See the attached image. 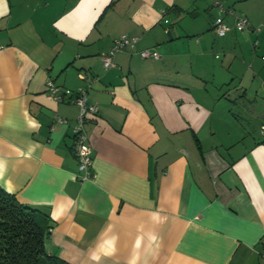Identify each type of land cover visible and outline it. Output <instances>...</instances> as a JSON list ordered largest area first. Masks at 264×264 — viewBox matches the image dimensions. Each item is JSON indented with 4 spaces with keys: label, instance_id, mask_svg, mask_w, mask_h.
Listing matches in <instances>:
<instances>
[{
    "label": "crops",
    "instance_id": "0c3cea01",
    "mask_svg": "<svg viewBox=\"0 0 264 264\" xmlns=\"http://www.w3.org/2000/svg\"><path fill=\"white\" fill-rule=\"evenodd\" d=\"M219 1L221 36L209 0H0V187L49 214L48 254L264 264V0ZM236 11L261 30L234 29ZM121 34L137 43L105 68ZM49 78L98 107L91 178L78 106L48 97Z\"/></svg>",
    "mask_w": 264,
    "mask_h": 264
},
{
    "label": "built area",
    "instance_id": "2783aa9c",
    "mask_svg": "<svg viewBox=\"0 0 264 264\" xmlns=\"http://www.w3.org/2000/svg\"><path fill=\"white\" fill-rule=\"evenodd\" d=\"M211 8L217 10V14L213 17L211 29L216 35H224L230 26L225 22L223 13L228 12L231 14L233 10L226 8L219 0H209ZM235 20L233 23L234 29L237 31L259 32L262 28L261 25H253L247 16L244 14L234 15ZM138 38L136 36H129L127 34H121L117 37L108 52L101 53L102 64L105 68H108L114 64L115 53L123 49L134 48ZM140 55L143 58H158L159 53L151 49H142ZM46 93L48 97L54 99L56 102L64 101L78 106V114L75 118V124L72 128V149L77 159V165L79 170V177L82 180L91 178L92 172V143L90 137L84 129L85 122L89 120H95L98 107L96 104L87 103L85 91L81 88L76 90L63 89L54 84L52 79L46 81ZM67 97V98H66ZM58 121L62 118L57 117ZM260 131L264 135V124L260 126ZM262 256H264V250H262Z\"/></svg>",
    "mask_w": 264,
    "mask_h": 264
},
{
    "label": "trees",
    "instance_id": "16d2710c",
    "mask_svg": "<svg viewBox=\"0 0 264 264\" xmlns=\"http://www.w3.org/2000/svg\"><path fill=\"white\" fill-rule=\"evenodd\" d=\"M51 227L46 211L19 202L0 187V264H70L46 252Z\"/></svg>",
    "mask_w": 264,
    "mask_h": 264
},
{
    "label": "rangeland",
    "instance_id": "374dc122",
    "mask_svg": "<svg viewBox=\"0 0 264 264\" xmlns=\"http://www.w3.org/2000/svg\"><path fill=\"white\" fill-rule=\"evenodd\" d=\"M213 11H214V15H216L217 14V10L216 9H213ZM237 12V14L236 15H241L242 13H240V11H236ZM245 31V30H244ZM196 36V35H195Z\"/></svg>",
    "mask_w": 264,
    "mask_h": 264
}]
</instances>
